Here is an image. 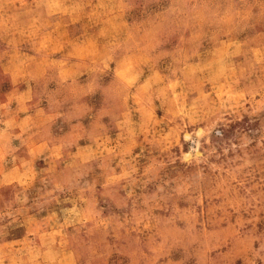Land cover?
Segmentation results:
<instances>
[{"label":"rangeland","instance_id":"374dc122","mask_svg":"<svg viewBox=\"0 0 264 264\" xmlns=\"http://www.w3.org/2000/svg\"><path fill=\"white\" fill-rule=\"evenodd\" d=\"M0 264H264V0H0Z\"/></svg>","mask_w":264,"mask_h":264}]
</instances>
